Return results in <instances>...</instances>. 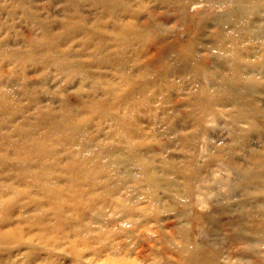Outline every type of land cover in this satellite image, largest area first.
Here are the masks:
<instances>
[{"label":"rangeland","instance_id":"obj_1","mask_svg":"<svg viewBox=\"0 0 264 264\" xmlns=\"http://www.w3.org/2000/svg\"><path fill=\"white\" fill-rule=\"evenodd\" d=\"M217 1L0 0V151L30 154L23 136L56 125L51 139L81 141L70 150L78 154L85 147L80 168L91 175L77 185L84 195L70 222L60 224L68 242H75L73 233L87 240L73 248L62 238L21 246L8 252L18 264H30L25 259L32 253L42 264H181L185 238L219 264L240 256L244 244L232 238L233 231L213 228L228 219L222 209L229 184H241L232 202L245 200L247 185L234 175L232 160L252 173L264 169L248 162L251 151L262 150L264 133H244L249 121L232 122L234 111L225 113V101L202 79L204 99L191 73L200 63L186 61L193 47L207 55L213 21L228 10ZM123 28L129 30L118 37ZM162 64L164 78H136ZM131 74L132 85L126 82ZM195 93L200 98L193 102ZM109 156L120 159L116 167L107 165ZM67 158L60 152L58 165ZM46 219H53L51 212Z\"/></svg>","mask_w":264,"mask_h":264},{"label":"bare ground","instance_id":"obj_2","mask_svg":"<svg viewBox=\"0 0 264 264\" xmlns=\"http://www.w3.org/2000/svg\"><path fill=\"white\" fill-rule=\"evenodd\" d=\"M217 2L226 3L228 10L221 15V19L215 18L213 21L215 31L209 41L207 55L195 54L196 50L193 47L191 58H187L186 61L194 59L200 63L198 65L201 67L192 70L191 73H194L196 80L199 81L197 89L204 99L207 100L206 95L203 96V94L208 89L203 88V82L210 80L212 95L222 102L225 101L224 112L234 111L232 122L234 118L240 121L247 120L249 121L248 126L243 129V132L256 130L258 135L262 136L264 133V0H218ZM184 5L185 2H181L178 7L183 8ZM125 30L128 31L129 28L120 29L118 37H122ZM201 31L200 29L197 36ZM197 36L194 39L196 42ZM244 36H248V39L253 42L251 48L243 45V40L246 39ZM125 46H127L126 43ZM251 52H253L252 55L249 54ZM195 55H198L197 58ZM121 62H123L122 59ZM162 65L156 72L155 70H143L144 72L141 71L136 78L138 80L145 79L147 76L164 78L167 67L166 64ZM221 70L224 73L218 74L217 72ZM136 78L133 79L131 74L126 82L129 79V84L132 85L136 82ZM3 93L4 88L0 91L2 109L4 106V101L1 102ZM196 98L200 96L196 93L191 95L193 102ZM145 99H149L148 94H145ZM199 115H202V112H197V116ZM56 127V125L48 127L45 134L36 132L35 135L28 133L23 136L30 154L23 153L24 149L13 151V155L0 151V264H18L13 258V253L9 255L8 252L20 249L21 246L43 244L47 241L56 243L59 238L66 239L68 242V236L60 224L70 222L68 217L74 214V209L75 211L78 209L81 196L84 195V191L77 185L80 180H89L91 175L80 168L84 166L86 160L85 147L77 149L78 154L70 150L71 146L81 145V141L80 143L75 141L74 144L70 141L59 143L55 138L51 139L52 130ZM56 145H62L59 146L60 151H57ZM260 147L262 150L249 153L248 162L253 166L259 165V168H264L262 154L264 146ZM60 152L68 155V161L64 165H58L60 164ZM11 159L13 162H10ZM105 159L111 168L116 167L120 162V159L117 161L112 156L105 157ZM53 165L60 166L63 172L55 173L51 169ZM231 167L235 170L234 175L236 174L237 178L247 185L246 188L242 187L245 200L232 202L230 199L232 193L241 184L238 182L229 184L227 193L230 198H227L222 209V214L228 219L223 223H217L218 225H215L213 229L218 231L228 226L229 229L226 230L233 231L232 238L244 244L240 250V256H237L232 264H264V247L261 245L264 242V169L252 173L247 166L241 168L233 160ZM60 177H64L66 183H59ZM237 178L235 177L236 180ZM153 180L158 183L162 182L156 177ZM91 185H94L93 181ZM117 188V185H112V191ZM250 188L254 191L253 194ZM168 190L171 193L174 191L170 188ZM197 203L202 202L197 201ZM183 207L186 208V206ZM48 212H51L53 217L50 221L46 219ZM75 214L79 215L80 212ZM206 215L210 217L211 213ZM54 230H57V234L54 238H50L48 235ZM73 234L76 238L75 242L87 240L78 233ZM184 241V248L180 252L181 264H219L214 254L207 252V255L205 253L203 255L195 252L196 246L193 248V245L188 243V238ZM75 242H68V247L73 248V245L75 247ZM254 246H258V249H254ZM25 262L42 264V259L36 253H32V256H28Z\"/></svg>","mask_w":264,"mask_h":264}]
</instances>
